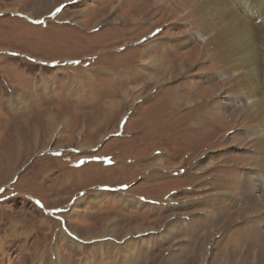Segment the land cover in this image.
I'll list each match as a JSON object with an SVG mask.
<instances>
[{
    "label": "rangeland",
    "instance_id": "obj_1",
    "mask_svg": "<svg viewBox=\"0 0 264 264\" xmlns=\"http://www.w3.org/2000/svg\"><path fill=\"white\" fill-rule=\"evenodd\" d=\"M253 1L232 5L259 37ZM206 10L0 0V264H264V184L246 185L264 119ZM146 54L174 78L151 79Z\"/></svg>",
    "mask_w": 264,
    "mask_h": 264
},
{
    "label": "bare ground",
    "instance_id": "obj_2",
    "mask_svg": "<svg viewBox=\"0 0 264 264\" xmlns=\"http://www.w3.org/2000/svg\"><path fill=\"white\" fill-rule=\"evenodd\" d=\"M240 1L244 6L245 0ZM204 2L208 3L210 12H208L207 10L206 11L208 12L209 17H212L211 26H209L213 31L212 38L214 41V45L216 47H219V50L224 52L227 56V59L229 60V67L230 70H233L235 84L237 85V92L241 93L242 90V94L248 99L247 103L249 104L245 105V103H243V106L245 108H243L244 111L249 114L251 119H264V86L262 84V81L264 82V80H262L261 77L262 68L264 66V59L262 63L261 56L264 58V49H262L261 47L263 41L261 42V44L259 42V37L264 38V29L260 32V36L258 37V33L256 31H252V26H249L248 21H246V19L241 18L239 11L233 7L234 4L230 0H204ZM247 9L249 10V12H251L253 10V7L251 6ZM143 59L147 60V62L144 63L151 64L153 62V67H156L158 71H162L160 75H155L153 72H151V79L155 81H161L162 78H166L168 79L167 81H171L172 78H174V72H176V67L174 65L171 67L167 66L168 63H165L162 59H155L149 54L144 55ZM180 66L183 69L185 63L181 62ZM180 98L181 101L184 103L186 98L184 100L182 94H180ZM192 100L189 102L190 104L193 103ZM202 100L203 99H201V101ZM251 133L254 134L258 143L263 146V151H261V155H263L264 132L253 129ZM259 175L260 173H257L253 176V178L247 176L246 185H251L253 179H257V181H259L261 184H264V174H261V177H259ZM245 192L247 193V189ZM246 197L254 199V197H252L248 193L246 194ZM113 225L115 224L111 223V226ZM140 228V226L135 227V229H138L137 233L141 232ZM130 230L133 233L135 232L132 229ZM144 231L147 232L146 230ZM165 232L167 233L166 229ZM93 239H91L89 243L93 242ZM85 240L82 239V243L87 242V239ZM100 240L105 239L103 237H100L96 241Z\"/></svg>",
    "mask_w": 264,
    "mask_h": 264
},
{
    "label": "clouds",
    "instance_id": "obj_3",
    "mask_svg": "<svg viewBox=\"0 0 264 264\" xmlns=\"http://www.w3.org/2000/svg\"><path fill=\"white\" fill-rule=\"evenodd\" d=\"M264 0H256V4H258L259 6L260 5H262V2H263ZM241 1L240 0H235L234 1V5L237 7L238 5H239V3H240ZM255 5V2H254V4H253V6ZM254 10H258V9H255L254 7H253V10L251 11V15H252V12L254 11ZM259 10H261V11H263L264 12V9H259Z\"/></svg>",
    "mask_w": 264,
    "mask_h": 264
},
{
    "label": "water",
    "instance_id": "obj_4",
    "mask_svg": "<svg viewBox=\"0 0 264 264\" xmlns=\"http://www.w3.org/2000/svg\"><path fill=\"white\" fill-rule=\"evenodd\" d=\"M256 1V0H254ZM264 13V12H263ZM260 17H256V19H254L255 21H259Z\"/></svg>",
    "mask_w": 264,
    "mask_h": 264
},
{
    "label": "snow or ice",
    "instance_id": "obj_5",
    "mask_svg": "<svg viewBox=\"0 0 264 264\" xmlns=\"http://www.w3.org/2000/svg\"><path fill=\"white\" fill-rule=\"evenodd\" d=\"M0 191H2V190H0Z\"/></svg>",
    "mask_w": 264,
    "mask_h": 264
},
{
    "label": "crops",
    "instance_id": "obj_6",
    "mask_svg": "<svg viewBox=\"0 0 264 264\" xmlns=\"http://www.w3.org/2000/svg\"><path fill=\"white\" fill-rule=\"evenodd\" d=\"M84 148V147H83Z\"/></svg>",
    "mask_w": 264,
    "mask_h": 264
}]
</instances>
